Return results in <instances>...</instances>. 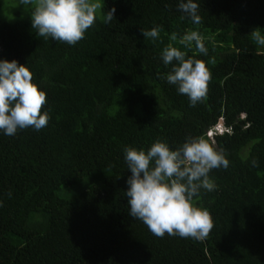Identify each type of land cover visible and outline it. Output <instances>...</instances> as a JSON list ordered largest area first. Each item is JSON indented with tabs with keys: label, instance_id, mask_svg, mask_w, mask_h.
Wrapping results in <instances>:
<instances>
[{
	"label": "trees",
	"instance_id": "obj_1",
	"mask_svg": "<svg viewBox=\"0 0 264 264\" xmlns=\"http://www.w3.org/2000/svg\"><path fill=\"white\" fill-rule=\"evenodd\" d=\"M100 2L76 45L38 36L33 8L12 23L0 17V61L28 67L50 115L39 131H0V264H264V47L250 36L264 34V0H193L199 25L180 19L182 0ZM156 26V40L141 35ZM188 29L207 55L169 39ZM170 43L212 74L195 107L165 78ZM219 122L225 131L210 140ZM199 136L229 160L209 173L216 190L194 197L214 228L204 241L157 237L129 215L124 148L147 152L160 139L176 150Z\"/></svg>",
	"mask_w": 264,
	"mask_h": 264
},
{
	"label": "clouds",
	"instance_id": "obj_2",
	"mask_svg": "<svg viewBox=\"0 0 264 264\" xmlns=\"http://www.w3.org/2000/svg\"><path fill=\"white\" fill-rule=\"evenodd\" d=\"M20 4L33 6L31 24L38 36L51 37L68 45H76L85 38V32L104 7L100 0H20ZM178 9L184 13L181 20L189 18L195 25L202 23L199 4L193 0H182ZM115 12L114 7L107 11L102 17L104 23L111 22ZM161 31L162 28L156 26L142 30L141 35L156 40ZM250 36L255 44L264 47V34L260 29L253 30ZM169 39L188 50L194 44L198 53L208 54L199 31L188 29L179 39L178 33L173 32ZM186 56L185 51L172 43L161 53L164 65H172L165 77L167 82L176 85L178 93L186 95L190 106L195 107L206 99L212 74L204 61ZM208 63L214 64L215 60ZM46 103V93L33 83V74L27 66L15 60L0 61V131L13 137L18 130L29 127L37 131L43 129L50 119L49 112H42ZM224 131L219 122L206 135L211 140V136ZM124 159L131 172L126 196L132 218L143 222L157 237L167 233L197 241L208 238L214 228L213 218L207 209L196 206L194 197L199 196L201 189L216 190L209 173L229 167L223 148H217L214 141L203 136L186 138L176 150L157 139L147 152L125 147ZM252 166H259L257 160H252Z\"/></svg>",
	"mask_w": 264,
	"mask_h": 264
},
{
	"label": "rangeland",
	"instance_id": "obj_3",
	"mask_svg": "<svg viewBox=\"0 0 264 264\" xmlns=\"http://www.w3.org/2000/svg\"><path fill=\"white\" fill-rule=\"evenodd\" d=\"M32 5L24 6L20 0H0V17L6 22H15L29 16ZM101 18V11L97 13V19Z\"/></svg>",
	"mask_w": 264,
	"mask_h": 264
}]
</instances>
